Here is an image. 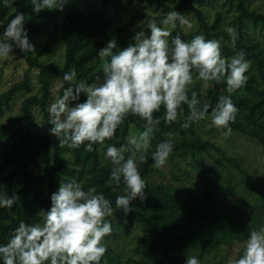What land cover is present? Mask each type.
Masks as SVG:
<instances>
[{
    "label": "trees",
    "instance_id": "16d2710c",
    "mask_svg": "<svg viewBox=\"0 0 264 264\" xmlns=\"http://www.w3.org/2000/svg\"><path fill=\"white\" fill-rule=\"evenodd\" d=\"M150 1L157 5L155 11L159 7L165 12H182L187 9L193 11L199 23L200 33L206 39L219 41L224 50L229 51L223 39L229 35L222 10H217L214 19L210 21L208 13L197 6V0H178L174 6L166 4L164 0ZM209 1L218 2V0ZM227 1L224 0V4ZM229 1L230 5H233V0ZM253 1L237 0L236 2L240 27L235 43L238 52L245 53L247 57L245 59L250 62V65H256V72L248 71L247 83L234 93L227 92L226 82H212V88L202 94L201 83L196 81L191 90L197 91L201 105L207 102L213 107L221 96H230L238 109L235 122L230 123L232 131L257 139L264 148V44L250 38L244 29L245 20L261 24L264 28V11L252 8ZM259 1L264 3V0ZM101 3L104 10H113L117 14L123 11L125 6L123 0H101ZM31 4L32 0H10V6L6 7L4 0H0V22H3L6 27L7 22L17 12H23L24 26L28 35L43 32L49 17L55 15L57 10L44 9L36 13ZM145 15L149 22L153 20L159 27L164 28L161 21L167 14L157 16L146 13ZM148 23L140 28L150 35V30L147 29ZM176 25V29H180L179 21ZM4 27H0V33L3 32ZM135 34L136 31L128 23L109 17L101 11L86 12L72 9L66 13L60 23V35L66 48L62 68L41 63L38 61L39 56L31 58L19 49H14L30 63V67L21 81L15 82L8 90L0 93V115L5 113L10 107V102L19 93L33 92L31 75L33 68L38 71L40 94L25 97L20 112L9 116L5 122H0V182L9 196L13 193L18 196L12 208H0V244L8 242L21 220L28 224L43 223L45 212L51 207V194L58 189L61 179L66 182L74 179L81 183L85 190L95 187L97 192H103L111 201L113 214L118 213L121 221L129 225L136 223L142 226L144 233L141 238V245L144 246L142 264H185L187 256L197 257L200 264H220L225 261V258L216 259L224 245L244 242L251 229L264 227L262 211L251 206L248 199H245L243 205L238 206L233 213H210L198 196L184 199L180 196L177 185L154 183L149 179L151 173L157 170L153 166L151 153L155 151V146L159 142L168 138L169 134L173 136V151L167 160L193 159L200 179L205 184L203 197L206 200L211 201L213 197L211 185L206 183V177L213 176L218 182L221 178L217 169L201 158L203 154L212 155L215 152L218 155V162L229 164L246 174L238 158L227 155L215 142L206 140L199 133L198 123H193L185 129L181 126L184 122L183 117L171 125L161 120L152 137V147L146 153V162L139 165L142 178L147 184L144 189L145 198L137 197L131 201L132 210L127 214L123 209H116L115 200L117 196L124 194L125 186L123 182L117 186L110 179L113 166L103 153L110 144L117 147L125 144L127 137L131 134V128H134L137 133L143 131L142 120L130 115L117 129L111 140H106L103 145L94 144V150L91 152L86 151L88 142H85L79 148L72 149L70 160H66L60 153L63 146L59 145V140L54 135L35 130L37 110H40L47 122L50 119L48 109L52 100L55 77L61 80V96L64 89L68 87V84L63 81L64 73L72 69H75L77 73L75 82L81 80L89 84L97 82L96 77L102 76L104 64L98 51L112 39L117 41L116 51H119L120 47H127L133 42L132 37ZM50 51V43H47L41 55L48 54ZM193 77L196 80L198 78L195 70H193ZM240 91L244 93L242 97L238 96ZM84 99L86 96L82 94L81 101ZM183 110L186 116L188 112L186 105L183 106ZM163 113L162 107L154 116L162 117ZM208 115L211 116V109ZM127 155L125 153L126 157ZM43 156L50 158L51 163H47ZM34 166L41 167L44 174H36L33 170ZM176 180L178 181L179 178ZM114 188L115 191H113ZM258 192L257 202L264 207V192L261 190ZM106 220L111 223L114 233L112 216L107 217ZM115 236L118 237L117 234ZM103 243L107 251L102 257L101 264L118 262L119 256L113 253L105 240Z\"/></svg>",
    "mask_w": 264,
    "mask_h": 264
},
{
    "label": "clouds",
    "instance_id": "9594fccd",
    "mask_svg": "<svg viewBox=\"0 0 264 264\" xmlns=\"http://www.w3.org/2000/svg\"><path fill=\"white\" fill-rule=\"evenodd\" d=\"M67 2L32 0L31 5L39 13L44 9L63 11ZM4 4L10 6V0H4ZM177 21L181 29L187 24L180 12H168L161 21L164 28L155 21L149 22L150 35L137 31L133 42L119 51H116L117 41L109 40L98 51L104 64L97 82H75V69L65 72L63 81L68 87L48 109V122L54 125L50 133L59 140V145L79 148L88 142L86 151L89 152L94 150V144L103 145L111 140L130 115L144 122L143 131L129 134L126 143L119 147L108 145L103 153L113 166L110 179L117 186L121 182L125 186L115 206L126 214L132 210L131 201L145 198L147 184L139 165L146 162V153L152 147L151 140L161 120L171 125L183 117L181 126L187 129L207 119L211 109V126L227 129L223 135L231 134L230 123L235 122L237 107L230 96H221L214 107L207 102L201 105L197 91H190L193 70L205 87L209 82H226L228 93L247 83L250 62L243 51L229 59L222 56L219 41L206 39L203 34L195 35L190 41L182 39L180 32L173 36L167 26L175 28ZM24 22L23 12H17L6 27L0 22V27H4L0 33V59H7L14 49L23 53L36 51ZM226 31L235 47V30L227 27ZM201 93L205 94L204 87ZM82 94L86 96L83 101ZM184 105L188 109L186 116ZM162 107L163 116H154ZM172 140L169 134L155 146L151 153L154 167L165 165L173 151ZM17 198L15 193L11 196L0 193V208H12ZM50 199L51 207L46 210L42 224L21 220L8 242L0 244L2 264H101L107 251L104 238L112 232L111 223L106 220L113 215L111 201L95 187L85 190L74 179L68 182L61 179ZM185 264H200V261L195 256H187ZM227 264H264V227L251 229L242 253L230 257Z\"/></svg>",
    "mask_w": 264,
    "mask_h": 264
},
{
    "label": "rangeland",
    "instance_id": "374dc122",
    "mask_svg": "<svg viewBox=\"0 0 264 264\" xmlns=\"http://www.w3.org/2000/svg\"><path fill=\"white\" fill-rule=\"evenodd\" d=\"M177 1L178 0H164V2L170 6H174ZM123 2L125 5L124 10L117 14L113 10H104L101 0H68L63 11L57 10L55 15L49 17L43 32L29 35V39L34 43L36 51L26 52L25 54L29 55L31 58L39 56L38 61L41 63L58 67L63 66L66 48L60 35V23L66 13L72 9H80L86 12H92L94 10L101 11L109 17L128 23L136 32L142 30L140 27H143L149 22V19L145 15L146 13L162 16L170 12L163 11L161 7L155 11L157 5L150 0H123ZM236 2L237 0H233V5H230L229 0L226 4H224V0H218L216 3L210 2L209 0H197L196 4L201 10L208 13L210 21L214 19L217 10H222L225 15V27H232L237 36L240 24L237 17ZM251 5L252 8H258V10L264 11V3L259 0H254ZM180 13L185 16L187 24L183 26V29L180 27L178 30L176 29L177 25L175 28L168 25L167 30L171 31L173 36H175L177 32H180L182 39L190 41L195 35L202 34L199 31V23L193 11L187 9ZM244 22V29L249 37L257 39L264 44V28L261 24H254L247 20ZM223 39L229 51H225L223 46H221L222 56L230 59L233 55L238 53L236 43L235 47H232L230 36ZM47 43H50L51 51L48 54L41 55ZM229 54L231 56H229ZM29 67L30 63L14 50L7 59H0V93L8 90L15 82L21 81ZM256 69L257 67L255 64L252 66L250 65L249 72H256ZM31 75L34 86L33 92L30 94L26 92L19 93L15 99L10 102V107L6 109L5 113L0 115V122H5L9 116L18 114L25 97L33 94H40V84L36 68L32 69ZM196 81L201 83V88L204 87V93L213 86V83L209 82L207 87H205L204 82L197 78V80H193L190 90ZM53 82L50 105L57 97L61 96L62 89L61 80L59 78L55 77ZM242 94L244 93L240 91L238 96L242 97ZM52 127L54 126L45 120L40 110H37V124L35 130L40 133L51 134L50 129ZM198 130L206 140L215 142L227 155L238 158L246 174L239 172L235 167L229 164L218 162V155L215 152H213L212 155L203 154L201 158L206 163L215 167L221 178V181L218 182L213 176L206 177V183L211 185V190L213 192L211 201L203 197L205 184L200 179L199 171L196 169L192 158H176L174 161L167 160L163 167L157 168L156 171L151 173L149 179L154 183L163 182L177 185L179 187L180 196L184 199L198 196L200 200L202 199V204L210 213H233L238 206L243 205L245 199H248L251 206H255L257 210L262 211L261 218L264 219V207L257 202L259 195L258 190L264 192L263 146L257 139L245 136L237 131H231V134L227 136L223 135L222 133L226 132L227 129L218 130L214 126H211L210 115H208L207 119L198 122ZM131 134H137L134 128H131ZM72 149L73 148H69L65 145L60 153L66 160H70ZM42 158L45 159L47 163H51V159L47 156H43ZM33 170L36 174H44V170L41 167L34 166ZM177 178H179L178 181L176 180ZM2 192L5 191L2 182H0V193ZM112 220L115 231L106 236L104 240L106 245L112 249L113 253L119 256L118 262L114 264H142L144 261V246L141 245V238L144 235L142 226L136 223L129 225L121 221L118 213L112 215ZM115 234H117L118 237H116ZM244 242L224 245L216 260H220L224 257L225 261L220 264H227V260L230 257H238L243 251Z\"/></svg>",
    "mask_w": 264,
    "mask_h": 264
}]
</instances>
